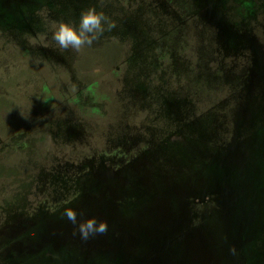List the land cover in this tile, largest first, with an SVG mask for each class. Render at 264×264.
Instances as JSON below:
<instances>
[{
	"label": "rangeland",
	"instance_id": "rangeland-1",
	"mask_svg": "<svg viewBox=\"0 0 264 264\" xmlns=\"http://www.w3.org/2000/svg\"><path fill=\"white\" fill-rule=\"evenodd\" d=\"M190 1L227 63L200 28L135 54L124 19L62 51L54 25L90 0H0V264H264V0ZM258 5L263 28L239 25ZM66 209L108 231L82 239Z\"/></svg>",
	"mask_w": 264,
	"mask_h": 264
},
{
	"label": "flooded vegetation",
	"instance_id": "flooded-vegetation-1",
	"mask_svg": "<svg viewBox=\"0 0 264 264\" xmlns=\"http://www.w3.org/2000/svg\"><path fill=\"white\" fill-rule=\"evenodd\" d=\"M170 1H168V2H170ZM168 6H167V4L165 3L164 0H147V1H144V0H132L127 5L121 6L123 8H126V12H124L123 8H120V12L122 11L121 12L122 16H117L118 14H114V11H116V10H113L112 8H110L111 9V13L113 15H115L114 17H112L110 19L115 24H116L117 21H120L116 25L115 28H118V26H120L122 24L123 19L125 20L127 28H126V31H123L124 34H120V35H123V36L127 37L128 35L132 34L133 37L137 38V40L135 42L136 46H137V49L135 50V54L136 53H140V52L144 53V51H146L149 47H153V46L156 49L157 46H159V40H160V37L162 35L164 36L165 34H169L172 31L176 30V33L178 32V33H180L181 35L184 36L186 34V32L187 33L188 32L191 33L192 30H196V29L198 30V28H200V29L208 32V35H207L208 36V44H209V47H210V51L214 53V57L215 58L222 57V61L221 62L222 63H227L225 57L229 56L228 55L229 54V50L228 49H225V50L219 49V46H220L219 43L220 42L218 40V37H219L218 36V31L215 32V29H214L216 27L213 26L209 22H204V21L197 22L196 21L197 18L192 16V14H195V13H194V9L191 7V1L190 0L186 1V4H184V2L183 3H179V1H178V4H176V7L174 6V3L173 4H169ZM260 6L262 8H264V3H262ZM236 8H237V12L238 11L242 12V10H243V6H237ZM259 9H260V7L258 5V10L254 13V18H252V15H251L250 17H248V20H246V21L243 20V19H240V20H238V24L241 25L243 28L247 27V29H251L252 31H255V29L259 28V27L263 28L260 25V24H263V23L261 22V19L258 16ZM103 10L106 11L107 8H104ZM108 12H109V10H108ZM130 12H133V13L140 12L141 14H145V19L148 22H150V23H147L146 31L148 32V34H147L146 37L141 36L142 33H139L136 28H133V27L128 25V22H127L126 18H129L128 13H130ZM191 17L194 18L193 21L195 23L193 28H191L189 22H187V25L179 27L181 21H183L185 19H188V18H191ZM113 18H114V20H113ZM178 28H179V30H178ZM216 29L218 30V27ZM263 32H264V30H263ZM105 33H108V31H106ZM112 34L115 36V32L114 31L112 32ZM254 34L256 35L255 32H254ZM254 34H252V35H254ZM144 38H145V40H147L148 38H151V42L152 43L150 42V44L146 45L145 43H143ZM101 39H104L103 36H102ZM26 40L30 41L29 38H26ZM155 43H157V45H154ZM237 48L238 47H236L235 49H237ZM36 49H37V47H36ZM55 52H59V50L57 49L56 51H50L46 47L45 52L43 53V55H44L45 58H48V61H51V59L53 61V59H56L54 57V55H55L54 53ZM61 53H63V52H61ZM154 53H157L156 50H153V54ZM221 54H223V55H221ZM156 61H158V58L156 59ZM237 64L238 63H233L232 66L237 65ZM162 67H163V65H162ZM162 67L160 68V66H159V68H157L158 71L157 70L156 71L157 72H159V71L163 72ZM209 67H212V65H210ZM133 75H134V72H133ZM138 76H139V74H138ZM86 85H87V83H86ZM162 85H163V83H160V84L158 83L157 85H153L152 89H151L152 94L150 96L151 101L153 100L155 102V104L159 105V107H161V108H163L165 106L164 105V103H165L164 102L165 95H164V92H163ZM86 87L87 86H83V88H86ZM151 92L148 91V93L146 95L150 94ZM156 95H158V97L156 98V100H154ZM160 98H162V99H160ZM161 100H162V102H161ZM137 101L138 100H136V101L132 100L131 103H129V104H134ZM158 103H160V104H158ZM160 113L161 112H159V115H160ZM125 118H127L126 121L128 123V126H129L130 130L135 129V130H138V131L144 133L145 129H143V127H145V123H144V119L143 118L134 117L131 114H127L125 116ZM130 118H135V121L137 123L134 126L130 125V121L132 120ZM155 119H157V118L155 117ZM153 127H156V126L153 125ZM153 127H152V131L154 130ZM78 132H77L78 135L76 137H80L81 139L85 138L87 136V134H88L87 131H81V129ZM17 135H18V133H17ZM18 137H19V135H18ZM122 144L123 143L120 142L118 145L121 146ZM35 260L37 261V259H35Z\"/></svg>",
	"mask_w": 264,
	"mask_h": 264
},
{
	"label": "clouds",
	"instance_id": "clouds-1",
	"mask_svg": "<svg viewBox=\"0 0 264 264\" xmlns=\"http://www.w3.org/2000/svg\"><path fill=\"white\" fill-rule=\"evenodd\" d=\"M99 2L103 6L104 0ZM115 27L116 24L103 11H98L95 6H89L81 11L78 25L74 21L65 20L56 23L52 39L62 51L72 50L79 53L85 47H92L106 31H111ZM64 216L75 226L84 240L108 231L105 220H99L94 216L79 220L78 216H84V212L77 213L73 209H66Z\"/></svg>",
	"mask_w": 264,
	"mask_h": 264
},
{
	"label": "trees",
	"instance_id": "trees-1",
	"mask_svg": "<svg viewBox=\"0 0 264 264\" xmlns=\"http://www.w3.org/2000/svg\"><path fill=\"white\" fill-rule=\"evenodd\" d=\"M130 1H132V0H129V2ZM144 1H147V0H144ZM90 2L93 5H96L98 7V10L103 11V12H104L103 9L106 7V4L109 6V8L116 10L115 12H119L120 8H123L121 6L126 5V4L120 5V3H119L120 1H118V0H116L115 2L113 0H104L103 6L100 4L99 0H90ZM109 8H107V10ZM123 10H124V12H126V8H123ZM128 16H129V18H126L128 25L133 27V28H136L139 33H142L141 36L146 37L148 32L146 31L145 27H147V23H150V22H148L145 19V14H141L140 12H136V13L130 12V13H128ZM141 25H144L145 27L143 26V28H141ZM144 31H146V33H143Z\"/></svg>",
	"mask_w": 264,
	"mask_h": 264
}]
</instances>
